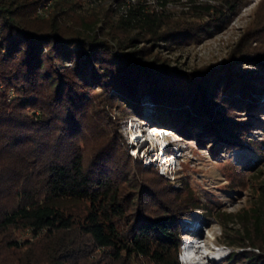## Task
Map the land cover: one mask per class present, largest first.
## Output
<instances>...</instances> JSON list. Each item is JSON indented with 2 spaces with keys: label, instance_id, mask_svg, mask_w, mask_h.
<instances>
[{
  "label": "trees",
  "instance_id": "obj_1",
  "mask_svg": "<svg viewBox=\"0 0 264 264\" xmlns=\"http://www.w3.org/2000/svg\"><path fill=\"white\" fill-rule=\"evenodd\" d=\"M40 1L0 0V196L12 198L0 206V235L10 228L29 232L30 239L7 242L17 249L33 239L43 242L37 256L28 252L0 264H70L74 258L76 264L90 252L102 263L180 264L177 218L202 205L182 196L175 208L139 212L122 222L126 206L110 177L117 146L98 141L85 166L80 141L96 132L91 119L98 116L99 101L141 114L148 96L159 123L240 147L237 139L250 129L234 112L255 105V88L234 65L242 58L257 61L261 53L247 49L223 66L186 73L153 50L158 40L200 36L190 21L166 17L167 0H161L160 10L131 4L105 26L73 15L74 0L54 1L43 17ZM261 66L264 72V62ZM255 195L248 209L234 213L242 232L232 242L250 247L230 253L235 264H264V187ZM63 199L87 202L82 218L66 212Z\"/></svg>",
  "mask_w": 264,
  "mask_h": 264
},
{
  "label": "rangeland",
  "instance_id": "obj_2",
  "mask_svg": "<svg viewBox=\"0 0 264 264\" xmlns=\"http://www.w3.org/2000/svg\"><path fill=\"white\" fill-rule=\"evenodd\" d=\"M48 1L50 3L43 17L50 15L56 0ZM74 1L73 15L79 14L95 26H105L108 20L138 2L154 10L162 7L161 0ZM228 2L235 3V7L229 6ZM212 6L217 8V13L215 10L207 12V7ZM164 7L168 19L190 21L200 30V36L194 41L158 40V44L153 46L161 60L182 72H193L212 65L223 66L228 59H239L247 49L261 53L257 61L242 58L234 65V72L251 78L255 88L251 92L255 105L234 112L237 121L248 123L250 132L243 139H237L240 147L233 146L213 141L210 135L185 134L169 123H159L148 96L143 97L141 114L122 104L108 106L100 98V108L96 109L98 116L91 119L96 132H90L84 141H80L85 148L84 165L89 164L98 141H112L118 151L115 154L117 163L111 164L110 177L119 186L120 201L126 206L125 217L121 221L131 222L139 212L144 215L163 213L167 207H177L182 202V196L196 198L195 203L204 208L187 209L189 215L177 218L180 264H188L189 255L186 253L185 256V252L196 250L195 246L202 256V264H235L236 255L228 259L230 253L235 251L237 254L250 247L232 242L242 232L234 213L248 209L256 198L255 192L264 187V72L261 66L264 62V0H167ZM100 123L104 131L99 127ZM149 126L164 132L162 140L167 147L166 153L172 154V163L165 164L170 169L166 173L160 168L163 160L158 156L160 147L155 144L157 140L151 141L153 138L147 135L151 129L148 130ZM136 131L142 134L133 140L129 133ZM199 132L195 130V133ZM181 182H185V189H182ZM11 199L9 195L0 196V206ZM61 203L65 204L66 212L77 219L82 218L87 209L85 201L63 199ZM29 235V232L16 228L1 234L0 262L14 263L28 252L32 257L37 256L41 241L33 239L21 249L7 244L11 239H30ZM77 261L76 264H130L125 259L102 263L93 256V252ZM136 264L149 263L138 259Z\"/></svg>",
  "mask_w": 264,
  "mask_h": 264
},
{
  "label": "bare ground",
  "instance_id": "obj_3",
  "mask_svg": "<svg viewBox=\"0 0 264 264\" xmlns=\"http://www.w3.org/2000/svg\"><path fill=\"white\" fill-rule=\"evenodd\" d=\"M162 131L161 130H158L157 128H151L149 131H148V133H147V135H149L150 136V138H153L151 141H153L154 139H156L157 141H159V143L160 144H162V143H164V141L162 140ZM138 136L139 135H137V136H135V135H132L131 137H136V138H138ZM169 161H170V159L168 158H166L165 159V164L166 165H168L169 164ZM193 244H195V245H197V243L196 242H194ZM194 245V246H195ZM196 247V250L195 249H190V251H187L186 249V252H185V256H186V253L189 255V256H187V258H189L188 259V264H190L191 262H195V264H202L203 262H202V256H200V251L199 250H197V246H195ZM192 248H194V247H192ZM184 250V251H185ZM184 257V256H183ZM192 258V259H191ZM191 259V260H190ZM184 260V259H183ZM187 262V261H186Z\"/></svg>",
  "mask_w": 264,
  "mask_h": 264
},
{
  "label": "built area",
  "instance_id": "obj_4",
  "mask_svg": "<svg viewBox=\"0 0 264 264\" xmlns=\"http://www.w3.org/2000/svg\"><path fill=\"white\" fill-rule=\"evenodd\" d=\"M49 3H50V1H48V0H41V1H40V4H39V7H38V12H39L40 14H45L46 9H47ZM132 135H133V134H132ZM130 137H131V136H130ZM132 139L135 140L136 138H135V137H132Z\"/></svg>",
  "mask_w": 264,
  "mask_h": 264
},
{
  "label": "clouds",
  "instance_id": "obj_5",
  "mask_svg": "<svg viewBox=\"0 0 264 264\" xmlns=\"http://www.w3.org/2000/svg\"><path fill=\"white\" fill-rule=\"evenodd\" d=\"M147 128H151L150 126L149 127H147ZM164 133V132H163ZM129 134H132V133H129ZM129 134H128V136H129ZM137 139V138H136ZM135 139V140H136ZM160 145H165V143H162V144H160ZM167 147L165 146V148L163 149V151L166 153V151H165V149H166ZM166 154H169V155H172L171 153H166ZM160 167H161V165H160ZM182 254H180V256H181ZM182 263H185V260H180Z\"/></svg>",
  "mask_w": 264,
  "mask_h": 264
}]
</instances>
